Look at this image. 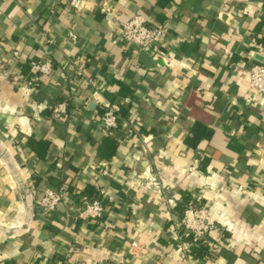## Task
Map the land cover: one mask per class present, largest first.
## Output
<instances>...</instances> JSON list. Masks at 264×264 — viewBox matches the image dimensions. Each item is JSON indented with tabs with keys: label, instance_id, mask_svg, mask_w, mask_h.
<instances>
[{
	"label": "crops",
	"instance_id": "1",
	"mask_svg": "<svg viewBox=\"0 0 264 264\" xmlns=\"http://www.w3.org/2000/svg\"><path fill=\"white\" fill-rule=\"evenodd\" d=\"M156 2L0 0V264H182L171 233L187 213L177 207L182 193L219 227L192 264H264V97L247 87L264 57V0ZM136 13L167 27L150 67L111 44ZM40 55L52 61L50 77L19 90L14 82L32 79ZM76 56L105 89L98 101L118 103L135 135L105 133L92 118L102 105L66 71ZM64 100L67 114L52 117ZM195 122L211 134L192 148ZM107 137L117 148L101 159ZM29 139L48 144L42 159ZM198 152L208 162L189 174ZM153 176L167 190L147 189ZM62 188L54 215L39 217L34 197ZM92 194L110 208L81 221L75 210Z\"/></svg>",
	"mask_w": 264,
	"mask_h": 264
},
{
	"label": "built area",
	"instance_id": "2",
	"mask_svg": "<svg viewBox=\"0 0 264 264\" xmlns=\"http://www.w3.org/2000/svg\"><path fill=\"white\" fill-rule=\"evenodd\" d=\"M74 2V1H73ZM166 25L152 22L148 16L142 13H136L128 20L120 24L114 36L111 39L112 45L121 43L125 46L126 51L135 56L139 52H144L150 57L157 53L162 45L166 33ZM71 42L77 40L76 35H70ZM41 57L30 64L29 71L32 75L26 83L15 81L14 84L19 90L31 92L33 90V82L41 81L50 77L52 73V61L49 57L40 55ZM80 56L67 59L66 71L70 77L75 79H83L88 87L91 88L93 99L102 105V111L93 115L100 128L105 133H114L119 128L126 129L127 135L132 136L137 133L133 123L123 121L120 117V105L116 102L101 103L98 101L97 95H102L104 87L94 77L85 74ZM247 87L249 93L264 97V66L252 65L248 69ZM67 101H60L50 107L51 115L54 118H62L67 114ZM202 153H197V159H194L188 168V173L196 171L200 165ZM104 174V172H103ZM146 179V178H145ZM147 189L151 186L155 188H163L167 190L164 184L155 176L149 177ZM162 184V185H160ZM66 194V189H46L41 194L34 197V208L39 217L45 219L51 218L62 204L63 196ZM176 196H172L166 200L168 206H174ZM108 212L102 203L96 199L84 201L82 205L76 208L75 217L81 221L89 222L101 218ZM182 232H179V231ZM211 231H219V227L210 217L207 208L204 205L189 204L187 213L180 219L179 223L173 225L172 236L174 238V253L182 264H192L193 256L191 254L192 242L184 239L185 235L192 238V241L202 239ZM136 247V244L133 243Z\"/></svg>",
	"mask_w": 264,
	"mask_h": 264
},
{
	"label": "trees",
	"instance_id": "3",
	"mask_svg": "<svg viewBox=\"0 0 264 264\" xmlns=\"http://www.w3.org/2000/svg\"><path fill=\"white\" fill-rule=\"evenodd\" d=\"M169 1H171V0H157L156 3L158 6L162 7V6H165ZM189 134H190V136L187 137L185 140H187L186 142L191 144V147L194 148L195 145H193L191 143L192 141L197 143L201 139H208L211 133L204 126H202L200 123L195 122L193 124L192 128L190 129ZM27 145L29 148L34 150L37 157L42 159L48 144L44 143V142H40V141L38 142V141H35L32 139H29L27 141ZM116 148H117V141L107 137V139H105V141L98 147L97 155L101 159H109L115 154ZM207 162H208V159L203 155L202 158L200 159L199 168L202 170L204 168V166L207 164ZM89 193L91 194V192H89ZM92 196H94V198L98 199L105 208H108V207L110 208L109 203H106L105 201H103V199H101L100 196H97L95 194L94 195L92 194ZM189 203L199 204L198 201H196L191 196L190 193H182L181 199H179V201H178L179 205L177 207H179L182 210L184 209V211H185V210H187ZM103 217H104V215L101 218L96 219V221L102 219ZM179 232H182V231L180 230ZM185 236L186 237H184V239L192 242V248H191L192 256H197L198 252H202L201 251V250H203L202 249L203 247L201 245L202 239L197 240V241H192V238L190 237V235L189 236L185 235ZM57 264H66V261L62 257H58V263Z\"/></svg>",
	"mask_w": 264,
	"mask_h": 264
},
{
	"label": "water",
	"instance_id": "4",
	"mask_svg": "<svg viewBox=\"0 0 264 264\" xmlns=\"http://www.w3.org/2000/svg\"><path fill=\"white\" fill-rule=\"evenodd\" d=\"M139 61L145 66V67H150L155 61L146 53L144 52H139ZM255 64L264 66V57H261L259 55H256L255 57Z\"/></svg>",
	"mask_w": 264,
	"mask_h": 264
}]
</instances>
